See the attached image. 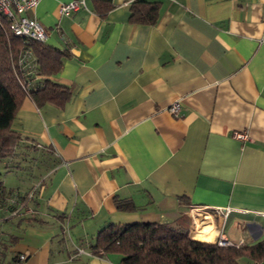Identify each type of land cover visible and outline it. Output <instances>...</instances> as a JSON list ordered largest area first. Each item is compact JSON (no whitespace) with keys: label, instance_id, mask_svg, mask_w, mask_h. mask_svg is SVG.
I'll list each match as a JSON object with an SVG mask.
<instances>
[{"label":"crops","instance_id":"0c3cea01","mask_svg":"<svg viewBox=\"0 0 264 264\" xmlns=\"http://www.w3.org/2000/svg\"><path fill=\"white\" fill-rule=\"evenodd\" d=\"M69 1L23 13L44 26L61 61L48 81L69 96L60 106L25 97L15 113L22 139L0 160V180L12 192L37 189L31 213L9 216L1 200L3 261L25 253L23 264H123L117 252H92L100 229L180 214L197 240H261L264 0H158L152 25L129 20L134 0H112L103 16L93 0L63 14ZM21 69L39 79L32 53ZM28 214L40 222L22 221ZM76 247L86 252L74 257Z\"/></svg>","mask_w":264,"mask_h":264},{"label":"trees","instance_id":"16d2710c","mask_svg":"<svg viewBox=\"0 0 264 264\" xmlns=\"http://www.w3.org/2000/svg\"><path fill=\"white\" fill-rule=\"evenodd\" d=\"M93 2L94 11L100 16L112 7V0ZM159 8L158 0H134L129 6V20L152 25L157 21ZM8 24V18L0 13V160L12 155L22 139L12 129V124L25 97L32 98L37 105L53 102L60 106L69 96L68 90L48 81V76L56 72L61 64L59 58L51 56L54 49L44 41L13 35ZM28 52L32 53L36 64L35 76L39 79L35 82L32 76L23 75L21 69L19 59ZM11 193L12 190L6 189L0 180V204L4 200L9 209L15 207L7 205V197ZM26 202L27 199H24L23 203ZM129 206L127 200L117 201L120 209ZM21 220L40 222V218L32 214L22 215ZM90 248L93 253L117 252L121 254L123 264H244L243 259L248 262L264 259V239L250 245L221 246L216 242L192 238L185 214H180L171 222L110 223L100 229ZM0 252L4 256V247ZM16 255L13 260H16ZM3 259L0 257V261Z\"/></svg>","mask_w":264,"mask_h":264},{"label":"built area","instance_id":"2783aa9c","mask_svg":"<svg viewBox=\"0 0 264 264\" xmlns=\"http://www.w3.org/2000/svg\"><path fill=\"white\" fill-rule=\"evenodd\" d=\"M40 0H0V13L6 16L9 20L8 29L16 36L24 37L26 39H34L38 41H44L46 39V32L44 26L37 19L24 15V11L32 9L37 5ZM82 0H71L69 2L60 5V11L63 14H69L72 10L77 9ZM23 56L19 59L22 62ZM171 113H177L179 110L178 101H174L167 107ZM234 136L237 139L245 140L248 138V134L245 131H235ZM37 187H32L25 193L12 192L7 198V205H15L14 208H7L9 216H17L18 214L31 213L25 203L24 199L27 201L31 200L34 196V192ZM1 207V206H0ZM7 207V206H6ZM230 211L229 207L217 208L216 212L220 215H226ZM264 216V213H262ZM218 245H240L241 243H233L227 239L222 234L215 241ZM86 251L82 247H76L74 257L78 254L85 253ZM25 253H18L16 255V264H23L25 261ZM0 264H10L7 262L0 261ZM254 264H259L254 262Z\"/></svg>","mask_w":264,"mask_h":264},{"label":"rangeland","instance_id":"374dc122","mask_svg":"<svg viewBox=\"0 0 264 264\" xmlns=\"http://www.w3.org/2000/svg\"><path fill=\"white\" fill-rule=\"evenodd\" d=\"M1 163H2V160H1ZM28 166H29V165H28ZM29 167H30V166H29ZM24 168H26V167H24ZM23 170H25V169H23ZM4 174H5V172H2V177L4 176ZM14 178H15L14 175H12V178H11V177H10V178L8 177V179L5 181V183H6V184H15V182H14ZM9 180H10V181H9ZM13 218H14V217H12L11 219H13ZM14 220H16V219L14 218L13 221H14ZM8 227H9V226L7 225V223H1V222H0V230H5V231H6V230L8 229ZM261 239H264V236H262ZM1 243H2V241L0 240V244H1ZM243 260H244V259H243ZM244 261H245L246 264H252V262H248L247 259H245ZM245 263H244V264H245Z\"/></svg>","mask_w":264,"mask_h":264}]
</instances>
